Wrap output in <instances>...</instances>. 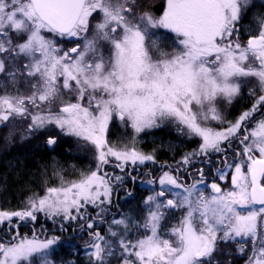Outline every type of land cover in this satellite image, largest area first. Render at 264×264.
<instances>
[{"label": "snow or ice", "instance_id": "snow-or-ice-1", "mask_svg": "<svg viewBox=\"0 0 264 264\" xmlns=\"http://www.w3.org/2000/svg\"><path fill=\"white\" fill-rule=\"evenodd\" d=\"M145 3L0 0V126L28 121L49 148L76 137L95 161L73 180L53 169L58 184L0 210V264H55L57 248L80 250L74 241L88 264H223L233 243L245 264H264V17L253 31L241 24L249 0H166L159 16ZM248 85L251 107L228 120L221 105ZM114 118L132 129L131 146L108 141ZM165 122L198 147L145 181L152 194L137 209L113 212L114 194L134 199L132 173L156 161L136 136Z\"/></svg>", "mask_w": 264, "mask_h": 264}, {"label": "trees", "instance_id": "trees-1", "mask_svg": "<svg viewBox=\"0 0 264 264\" xmlns=\"http://www.w3.org/2000/svg\"><path fill=\"white\" fill-rule=\"evenodd\" d=\"M160 129L154 128L144 131L141 134V148L146 149L150 146L151 151H153L157 158H177L184 152L185 147L184 149L179 147L174 139L176 134H172L174 137L172 139L169 137L165 140L166 145L163 147L164 153H161L160 146H158L163 141L159 136ZM7 135L3 133L0 135V208L4 210H17L22 208L25 200L34 192L40 195L43 194L44 181H47L49 185H55L59 182L53 176V169L61 171L64 177L69 174V171L74 170V167H80L83 170L88 165L87 167L89 169L93 160L91 154L94 151L92 148L89 149L90 152H86L87 158L85 161L80 157L78 150L74 149L77 146V141L72 136L60 134L58 143L50 150L47 147L46 149H36L32 144L27 142L19 146L20 140L17 142L18 139L15 133H11L10 137ZM41 143L37 147H40ZM50 151L52 154L49 155L48 152L50 153ZM94 166L95 164L91 167ZM134 196L135 198L128 202L125 201L124 197L118 198L121 205V212H132L140 206L145 198V194L137 190ZM89 211H92L91 208ZM40 220L42 223L44 222L42 215ZM46 227L49 230L53 228L50 221ZM100 227L102 232L106 229V225H101ZM37 229H39L38 225ZM20 231L22 235L25 233L31 235L30 227L21 228ZM56 234L61 235L59 232ZM63 235L66 236L67 233ZM87 239L88 237L85 235L84 240ZM74 243L81 245L78 252L72 251L67 246L56 249L52 256L55 264H88V258L84 254L82 242L74 241Z\"/></svg>", "mask_w": 264, "mask_h": 264}, {"label": "flooded vegetation", "instance_id": "flooded-vegetation-1", "mask_svg": "<svg viewBox=\"0 0 264 264\" xmlns=\"http://www.w3.org/2000/svg\"><path fill=\"white\" fill-rule=\"evenodd\" d=\"M166 6V0H146V3L144 5V9L143 10H147V11H151L154 15L159 16L163 13V10ZM242 20H241V24L244 26L245 29H247L249 26L252 27L253 31H256L258 28V21L260 17H264V0H249V4L246 8H244L242 10ZM96 21H93V23H95ZM166 30H160L161 33H164ZM247 32H243L241 39L245 40L247 37ZM58 44L60 47L62 48H71L74 46L73 43H70L67 40H59L58 39ZM161 47L168 52H171L173 50V45H172V34L168 33L167 34V38L162 39L161 40ZM25 89L23 87H21V91H24ZM3 89H0V94H3ZM7 91L9 92H13L14 90L9 88L7 89ZM251 97L245 93H241V96L239 98H237L236 101L233 102L232 105H221V107L224 109V115L228 120H234L242 111L248 109L251 107ZM257 118H259V114H257ZM27 124L28 121L25 120H20L17 119L13 122H11L9 124L8 127H3L0 126V135L3 134H8V133H15V136L20 140L19 142V146L22 144H25V141L27 143H30L33 145V143H38L33 145L34 148L38 149V148H42V149H46V145H45V140H38V141H34V138L38 135V133L34 134V135H30L27 132ZM213 126H215L214 124H212ZM161 128V129H160ZM160 132H159V136L160 138L163 140L162 142L159 143L158 146H160V152L164 153V145L165 144V140L167 138H173L174 136H172V134H176L175 136V143L178 144L179 147H181L182 149H184V152L182 154H180L177 158L175 159H167V158H157L156 157V161L155 163L153 162H147L145 165H139L137 170L134 171L132 174L137 176L138 179L135 183H133L131 180H128L126 187L129 189H132L134 191V193L137 191L144 193L145 197L148 195L152 194V189L153 186L152 185H148L145 183V181L147 179L150 178H154V177H158L162 171H166L168 170L169 166L175 167L176 166V162L180 160L181 156L185 153L191 152L193 149H195V147H197V145L199 144V138H195L193 141L190 142H186L184 141V136L180 135L178 132L176 133L172 128L167 127L163 124L162 127H160ZM171 131H170V130ZM109 134H118V132L115 129H112V131L108 132ZM44 136H42L43 138ZM115 137V136H113ZM41 138V139H42ZM112 138V136H111ZM149 138V137H148ZM46 139V137H45ZM42 141L41 146L37 147L39 145V143ZM184 141V143H183ZM54 147V146H53ZM47 147V149H53ZM142 150L146 151V152H151L153 154V151H151L150 146H148L146 149L145 148H141ZM49 151V150H48ZM80 157H82V159H84V161L86 160L87 155H85V152L80 151ZM48 154H52L51 151L50 153L48 152ZM82 154V155H81ZM109 171H111V169H108ZM207 171V169H206ZM186 179L188 180V182H191V177H186ZM209 180H211V177H208ZM130 181V182H129ZM222 187H228V184L226 182H220ZM158 190V189H157ZM122 198L125 197V192L124 190H120L117 193L114 194L113 196V200L114 203L116 205H118V209L117 207H113L112 211L116 212V211H120L121 209V205L119 203L118 198ZM110 218V217H109ZM222 247V251L218 254V259H220L221 261H223V264H245V261L247 259V257L245 255L240 254L237 250H236V245L233 243L229 246H221Z\"/></svg>", "mask_w": 264, "mask_h": 264}, {"label": "rangeland", "instance_id": "rangeland-1", "mask_svg": "<svg viewBox=\"0 0 264 264\" xmlns=\"http://www.w3.org/2000/svg\"><path fill=\"white\" fill-rule=\"evenodd\" d=\"M249 87H251V85H248V86H244L243 88H242V93H245V94H247L248 95V88ZM221 109H222V111H223V114H224V109L221 107ZM212 124H214L215 125V122H212ZM164 125L165 126H167V127H170V128H172L176 133H177V130H176V126L174 125V124H171V123H167V122H165L164 123ZM112 129H115L117 132H118V134H109L108 132H110V131H112ZM170 130V129H169ZM146 131V130H145ZM171 131V130H170ZM108 132H107V139H108V141L111 143V144H113V145H118V146H121V147H123L124 145H129V146H131L132 145V143H133V135H134V133H133V131H132V129L130 128V127H127V126H125L124 124H122L118 119H113L111 122H110V124H109V129H108ZM143 133V132H142ZM142 133H140L138 136H136V139H135V146H136V148L139 150V151H141V152H143V153H145V154H152L151 152L149 153V152H146V151H144V150H142L141 149V140H142V138H141V134ZM5 135H7V134H5ZM7 136H9V135H7ZM41 136H44V135H42L41 133H38V135L34 138V141H38V140H45V136L42 138ZM111 136H112V138H111ZM113 136H115V137H113ZM42 138V139H41ZM72 138L73 139H75L76 141H77V138L76 137H73L72 136ZM18 139V138H17ZM195 138H193V139H188V138H184V141H186V142H190V141H193ZM10 140H12V138H10ZM19 141V139L17 140V142ZM184 141H183V143H184ZM26 142V141H25ZM42 142V141H41ZM35 144H38V143H33V145H35ZM76 147H74V149L75 150H78V153H81L80 151H82V152H85V155H87V153L88 152H90V148H92L91 147V145H88V144H85L84 142H79L78 143V141L76 142ZM89 147V148H88ZM197 147H198V145H197ZM197 147H195V148H197ZM87 152V153H86ZM189 153V152H188ZM91 156L93 157V160H92V162H91V166L93 165V164H95V161H94V152H93V154H91ZM87 158V157H86ZM88 166V165H87ZM86 166V167H87ZM90 166V167H91ZM85 167V169H83L84 171H87V169H88V167L86 168ZM95 167V166H94ZM83 170H82V168H80V167H74V170H71V171H69V174L68 173H66V174H68V175H66V176H64V178L66 179V180H73V179H76L77 177H78V175H79V173L80 172H83ZM59 182H57L56 184H58ZM55 184V185H56ZM44 194V193H43ZM43 194H41V195H43ZM0 210H4V209H1L0 208ZM9 211H11V210H9ZM121 212V211H120ZM182 213L179 211V210H176L175 211V213H174V215H175V217H179L180 215H181ZM173 222H175V221H173ZM169 226H171V225H169ZM104 232V231H103ZM102 232V233H103ZM111 264H117V261L115 260V259H113L112 261H111Z\"/></svg>", "mask_w": 264, "mask_h": 264}, {"label": "water", "instance_id": "water-1", "mask_svg": "<svg viewBox=\"0 0 264 264\" xmlns=\"http://www.w3.org/2000/svg\"><path fill=\"white\" fill-rule=\"evenodd\" d=\"M52 148V147H51Z\"/></svg>", "mask_w": 264, "mask_h": 264}]
</instances>
